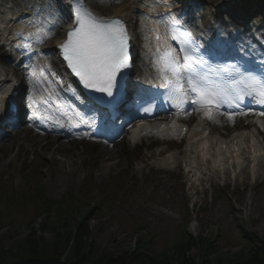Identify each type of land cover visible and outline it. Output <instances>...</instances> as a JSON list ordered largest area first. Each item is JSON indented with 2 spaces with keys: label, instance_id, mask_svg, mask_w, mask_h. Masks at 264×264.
<instances>
[{
  "label": "rangeland",
  "instance_id": "obj_1",
  "mask_svg": "<svg viewBox=\"0 0 264 264\" xmlns=\"http://www.w3.org/2000/svg\"><path fill=\"white\" fill-rule=\"evenodd\" d=\"M46 1L53 3L49 10H64L58 9L56 0ZM87 1L99 14L110 16L131 0H114L108 5H100L95 0ZM174 1L178 3L179 0ZM196 2L200 9L205 6L204 11L208 13L205 22L209 24L214 22L210 19L214 16L211 14L220 5L223 6L219 15L223 17L237 12L240 19L260 24L259 17L251 15L253 9L262 12L260 0ZM19 4H22L21 0H0V69L8 74H13L15 69L2 42L9 39L13 29L4 30L5 17L10 13L8 5L15 8ZM32 4L36 7L39 2ZM22 10L11 16L21 15ZM129 14L131 21L135 22L136 15ZM62 21L63 26L69 22L68 18H62ZM20 24L21 21L14 27ZM134 35L136 38L137 34ZM60 38L61 31L39 46L45 56L51 55L48 58L53 61L56 60L53 45ZM140 61L138 56L134 62L136 72L141 70ZM218 116L206 121V124L213 131L227 136L244 128L243 121H247L249 115L231 116L234 119L228 118L225 124L218 120ZM178 117L188 126L186 132L175 137L180 142L174 139L165 142L148 136L132 145L128 133L112 141L65 140L55 135L35 133L27 127L11 130L0 140V212L4 224L0 229L2 262L12 264L28 257L23 250V242L29 233L26 223L31 217L30 207H19L12 202L27 191L21 173L23 167H29L32 175L42 178L44 195L52 199H60L66 191L80 198L78 190L85 180L89 182L88 189H84V200L91 207L92 216L88 221L91 243L99 250L120 253L138 242L144 243L149 250L164 249L180 238L183 226L187 233L208 238L214 252L221 255L237 253L245 244L243 236L249 233L264 240V171L256 178L245 174L244 178L224 181V186L214 181L211 185L205 182V189L193 193L198 186L192 184V173L185 171L184 163L179 161L173 168L158 165V159L153 154L163 148L162 143L165 142L169 150H182L185 141L195 134L196 124L200 121L199 114L191 110ZM250 119L253 121V117ZM81 211L83 214L87 209ZM50 219L45 215L32 224L43 246L52 244L53 235L42 234L38 229ZM61 250L57 256L42 255L39 259L55 258L67 264L65 257L69 255L70 244Z\"/></svg>",
  "mask_w": 264,
  "mask_h": 264
},
{
  "label": "snow or ice",
  "instance_id": "obj_2",
  "mask_svg": "<svg viewBox=\"0 0 264 264\" xmlns=\"http://www.w3.org/2000/svg\"><path fill=\"white\" fill-rule=\"evenodd\" d=\"M165 32L182 53L177 55L171 46L157 47L155 53L157 72L172 106L179 109L191 102L206 108L208 119H214V108L227 105L239 110L246 99L264 106V54L256 60L239 47L231 63H220L218 51L198 43L184 22L173 20L165 25ZM129 39L122 19L98 18L84 7L83 0H75L74 26L58 47L84 88L102 94L96 97L99 105L119 102L124 70L130 67ZM160 39L157 35L158 43ZM156 99L145 92L136 100L137 110L151 112Z\"/></svg>",
  "mask_w": 264,
  "mask_h": 264
},
{
  "label": "bare ground",
  "instance_id": "obj_3",
  "mask_svg": "<svg viewBox=\"0 0 264 264\" xmlns=\"http://www.w3.org/2000/svg\"><path fill=\"white\" fill-rule=\"evenodd\" d=\"M22 4H19L15 8H12V5H8L7 7L10 8L8 13L5 17V29L12 28L17 21L21 19V16H11L12 13H18L20 9H23L21 12L22 14L26 15V19L23 20V25L20 26L19 29H14L13 41L15 43L19 42L22 37H25L29 34L32 38L31 41L34 42V37L40 32L41 34L47 33V35H40L37 38V44L50 39L51 37L55 36L56 34L60 33L62 30V23L56 24L53 27L49 28L48 30L46 27L49 23L53 20L45 19V17L50 16L48 10H43L44 14L41 15L40 12H37L35 15L34 11H31L32 2H39V4H45L46 0H21ZM62 1V0H61ZM70 2V0H63ZM98 4H102L106 1L111 0H95ZM124 1V0H123ZM145 1V2H144ZM162 2H167V0H160ZM142 2V3H141ZM131 0L127 2L123 7L118 8L112 16H118L121 19L127 21L129 27H132L133 23H131L130 18L131 15L129 12H142L145 10L146 5L152 7L151 10H146V12L156 13L158 11L159 4L156 0ZM144 2V3H143ZM49 3V2H48ZM47 3V4H48ZM139 3V5H137ZM141 3V5H140ZM184 4H195V0H183ZM264 4V0L261 1ZM169 4V2H168ZM39 8L37 5L36 9ZM42 12V11H41ZM220 10H215L213 14L219 15ZM257 11L255 9L252 10L251 15L255 16ZM24 15V16H25ZM208 13L205 11L200 14V18L206 17ZM67 15H65L66 17ZM38 17V18H37ZM238 17V13L234 12V15L228 17V19H236ZM140 19V20H139ZM262 21H264V15L261 17ZM139 24H140V40L142 41L143 48L141 50V55L143 57V68H145L144 72L140 74H136V76H151L156 73V57H155V45L151 39V28L152 25L149 24V21L143 19L142 17H138ZM231 24H227L225 27H222L218 24L212 26L210 32L204 33L202 36L210 37V39H215L219 36L220 31H227L230 37H234L236 32L234 30H230ZM262 27V25H260ZM263 27L261 28V30ZM66 30V29H65ZM156 29H153L155 31ZM65 32V31H64ZM63 31L61 32V39L54 43L53 47L58 45L59 43L64 40L65 35ZM254 36L258 38H262L264 42V29L258 33H253ZM243 41L245 42V47L247 48L246 51L251 53V48L254 46L248 43V37H244ZM259 46V45H258ZM26 52V51H24ZM56 53V49H55ZM58 53V51H57ZM254 57V56H253ZM53 60L44 58L42 60V64L37 68L40 71H48L53 64ZM38 72L34 73L36 76V83L29 85V90L31 92L37 93V91L42 87L39 80L43 79V73ZM56 75L57 73H53ZM14 77L7 75L5 72L0 70V121L3 119V111L4 106L6 105V94L9 91V87L12 86L15 82ZM44 83L45 80L43 79ZM73 91L72 88H70ZM54 91L50 89V91H45V96L47 100L51 101V96L49 93H53ZM58 93L65 96V92L63 90H59ZM35 96V100L43 103V99L40 96ZM49 107V112L54 118V122L61 128H67V124L70 123L69 118H71V113L66 112L65 105L61 101H55V104ZM72 119V118H71ZM58 121V123H57ZM67 121V123H66ZM178 118L177 116L171 118L168 121H159V122H147L139 123L135 126L130 134L129 140L131 143H135L140 140L142 137H146L149 134H152L154 137H161L162 139H170L173 138L175 135L179 134V130L182 124L177 125ZM200 123V122H199ZM196 124L195 128V135L192 139L187 140L183 146L181 151L176 150H168V149H160L158 150L153 156L155 159H158V165L161 167L171 168L176 163L183 162L186 168H189V171H194L195 174L204 176L206 180H211L212 178L216 177L219 179H224L226 181H230L233 177H238L240 175L247 174L253 177H256L264 170V141L259 139L260 135L263 133L257 128L252 127L248 130H236L231 132L228 136L223 137L218 131L214 132H206V129L200 127V124ZM257 125H262V123H258ZM55 133H61L58 131H54ZM69 133V130L66 131ZM60 136H63L65 140H68L66 134L61 133ZM264 136V135H263ZM168 219L170 217L167 216Z\"/></svg>",
  "mask_w": 264,
  "mask_h": 264
},
{
  "label": "trees",
  "instance_id": "obj_4",
  "mask_svg": "<svg viewBox=\"0 0 264 264\" xmlns=\"http://www.w3.org/2000/svg\"><path fill=\"white\" fill-rule=\"evenodd\" d=\"M22 170L26 171L24 168ZM87 184L84 182L79 189L80 198L72 196L68 191L57 200L44 195L42 178L31 177L30 174L24 178L27 191L12 199V202L19 207H30L31 217L26 223L29 233L23 242L26 256H57L62 247L70 244L69 255L65 257L67 264H264V240L255 238L252 234L245 235L243 238L246 241L242 249L229 256L214 252L209 239L200 235L192 236L184 228L180 238L164 249L149 250L144 243L138 242L136 246L120 253L99 250L91 243V230L88 226L92 216L89 210L91 207L84 200ZM81 210L85 212L81 214ZM45 215L51 219L40 225L38 231L53 235L52 244L47 246L41 244V238L36 236L32 227L37 218ZM1 220L0 212V229L4 225ZM9 223L10 220L7 224ZM2 254L0 252V264H4Z\"/></svg>",
  "mask_w": 264,
  "mask_h": 264
},
{
  "label": "water",
  "instance_id": "obj_5",
  "mask_svg": "<svg viewBox=\"0 0 264 264\" xmlns=\"http://www.w3.org/2000/svg\"><path fill=\"white\" fill-rule=\"evenodd\" d=\"M12 264H66L55 258L39 259L34 257H27L24 260H17Z\"/></svg>",
  "mask_w": 264,
  "mask_h": 264
}]
</instances>
